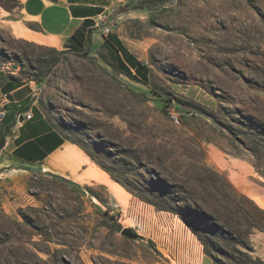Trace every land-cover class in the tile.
Returning <instances> with one entry per match:
<instances>
[{
    "label": "rangeland",
    "instance_id": "374dc122",
    "mask_svg": "<svg viewBox=\"0 0 264 264\" xmlns=\"http://www.w3.org/2000/svg\"><path fill=\"white\" fill-rule=\"evenodd\" d=\"M101 4L87 57L0 28V66L77 151L0 170V264L264 263V0ZM108 32L160 97L105 63Z\"/></svg>",
    "mask_w": 264,
    "mask_h": 264
},
{
    "label": "crops",
    "instance_id": "0c3cea01",
    "mask_svg": "<svg viewBox=\"0 0 264 264\" xmlns=\"http://www.w3.org/2000/svg\"><path fill=\"white\" fill-rule=\"evenodd\" d=\"M16 1L17 12L0 9V28L16 41L54 49H64L68 37L84 22L90 21V38H94L96 21L102 13H97V9L104 7L102 0ZM12 75L17 77L16 73L8 72L2 63L0 107L3 100L6 102L4 113L0 112V140H4L0 149V170L26 172V169L42 164L45 171L52 173L54 161L62 154L76 153V148L39 110L33 100L32 82L21 76L14 82L10 78ZM29 111H32L33 117L25 120L23 115ZM83 167L77 176L85 175L90 169L86 164ZM69 177L66 179L77 185L78 182ZM89 183L98 182L90 180Z\"/></svg>",
    "mask_w": 264,
    "mask_h": 264
},
{
    "label": "trees",
    "instance_id": "16d2710c",
    "mask_svg": "<svg viewBox=\"0 0 264 264\" xmlns=\"http://www.w3.org/2000/svg\"><path fill=\"white\" fill-rule=\"evenodd\" d=\"M8 2H13L15 4H18L16 0H0V6L7 12L11 11V7L8 5ZM97 13H100L102 9H97ZM90 21L84 22V24L80 27L74 30V32L68 37L67 42L64 46L63 51L57 52L54 49H51L54 53H59V55H63L64 53L71 52L75 55H79L82 57H87L91 53V46L88 43V39L91 36V29H90ZM21 43H26L24 41H20ZM29 44V43H26ZM32 45V44H30ZM34 46V45H32ZM38 47V46H35ZM101 49L105 52L106 59L105 63L110 66L114 71H116L119 74H122L129 78L130 80L142 84L143 86L150 85L149 83V68L146 62L139 60L132 52H130L125 45L122 43V41L118 38V36L115 33L108 32L105 34V36H102V42L100 44ZM39 48V47H38ZM50 49V48H47ZM18 62H20L19 56L15 55L14 57ZM40 62V61H39ZM44 63V61L40 62ZM11 80L14 82H17V79L10 76ZM150 90L153 94L160 97V93L157 91V89L150 85ZM170 101V100H167ZM4 144V140H0V149L2 148ZM66 184H70L71 182L64 180ZM121 184V183H120ZM123 187H125L124 184H121ZM176 207L178 205H175L174 208L170 207V205H156V208L161 211H168V212H175ZM191 212H194L195 210H192L190 206H186ZM200 210V208H199ZM202 211V210H200ZM203 212V211H202ZM201 216L204 219H208L206 217V213L203 212ZM118 229V226H116ZM255 228L259 230H264V228L254 226ZM244 247V244H242ZM209 256V254H208ZM260 264H264L260 261H258ZM118 264H123L118 262Z\"/></svg>",
    "mask_w": 264,
    "mask_h": 264
},
{
    "label": "built area",
    "instance_id": "2783aa9c",
    "mask_svg": "<svg viewBox=\"0 0 264 264\" xmlns=\"http://www.w3.org/2000/svg\"><path fill=\"white\" fill-rule=\"evenodd\" d=\"M5 102H6V101L3 100V101H2V104H1V107H0V112H2V113H4L3 105L5 104ZM168 114H169L170 118H171L174 122L178 123L177 116H176L174 113H170V112H169ZM23 117H24L25 120H30V119H32V117H33L32 111L27 112L26 114L23 115Z\"/></svg>",
    "mask_w": 264,
    "mask_h": 264
},
{
    "label": "water",
    "instance_id": "95a60500",
    "mask_svg": "<svg viewBox=\"0 0 264 264\" xmlns=\"http://www.w3.org/2000/svg\"><path fill=\"white\" fill-rule=\"evenodd\" d=\"M120 234L130 240H134L136 238V235L129 229H122Z\"/></svg>",
    "mask_w": 264,
    "mask_h": 264
}]
</instances>
